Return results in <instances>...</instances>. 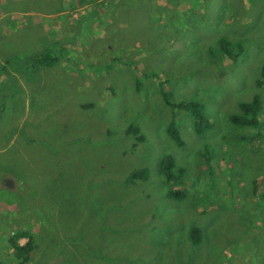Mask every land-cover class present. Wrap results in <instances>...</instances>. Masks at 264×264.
Listing matches in <instances>:
<instances>
[{"label":"rangeland","instance_id":"374dc122","mask_svg":"<svg viewBox=\"0 0 264 264\" xmlns=\"http://www.w3.org/2000/svg\"><path fill=\"white\" fill-rule=\"evenodd\" d=\"M47 50L53 66L27 59ZM263 68L264 0H0V260L27 229L31 264H264V129L251 142L229 119L256 94L264 117ZM163 89L203 103L212 128L197 135ZM164 155L184 168L182 201Z\"/></svg>","mask_w":264,"mask_h":264},{"label":"trees","instance_id":"16d2710c","mask_svg":"<svg viewBox=\"0 0 264 264\" xmlns=\"http://www.w3.org/2000/svg\"><path fill=\"white\" fill-rule=\"evenodd\" d=\"M255 1V0H250ZM219 47L221 51L227 55L232 56L236 60L244 51V47L241 43L233 44L226 38L219 40ZM35 66L50 67L56 64L58 59L51 55V52L47 50L43 54H37L27 58ZM142 83L141 80L136 81V90L140 91ZM258 86L264 85V68L262 69L261 77L257 81ZM166 104L174 110H182L190 113L193 120L194 131L197 135L202 136L208 130L212 128V122L206 116L205 105L199 101H181L174 102L171 99V94L166 90H162ZM89 105L87 107H91ZM263 113V101L260 94H256L249 102H241L239 104V113L233 114L229 117L230 121L236 126L243 129L255 130L257 133L251 136H246V139H250L251 142L258 141L257 139L263 137L264 129V117ZM128 135H133L138 142L144 141L145 137L141 133V130L136 125H130L126 130ZM167 133L169 137L181 148L185 145V142L181 136V132L176 123V118L169 123L167 127ZM177 161L172 155H164L159 162V175L163 177L170 189L167 194L169 199L182 201L187 197V189L177 188L181 183L180 179L183 176L184 168L177 166ZM186 170V168H185ZM150 177V170L148 168L138 169L130 173L127 179V183L134 184L138 180L147 181ZM180 182V183H179ZM172 186V187H171ZM190 239L193 245L198 246L202 241V231L199 227H192L190 229ZM21 240H26L25 244H21ZM8 244L10 246V253L7 254V259H1L0 264H31L35 252L38 249L35 235L27 230H18L12 233L8 238Z\"/></svg>","mask_w":264,"mask_h":264}]
</instances>
